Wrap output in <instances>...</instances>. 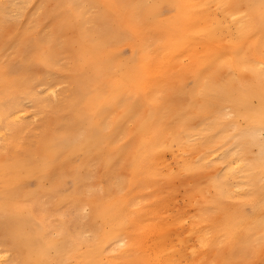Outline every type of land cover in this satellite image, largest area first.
Listing matches in <instances>:
<instances>
[{
	"label": "bare ground",
	"instance_id": "6f19581e",
	"mask_svg": "<svg viewBox=\"0 0 264 264\" xmlns=\"http://www.w3.org/2000/svg\"><path fill=\"white\" fill-rule=\"evenodd\" d=\"M0 264H264V0H0Z\"/></svg>",
	"mask_w": 264,
	"mask_h": 264
},
{
	"label": "rangeland",
	"instance_id": "374dc122",
	"mask_svg": "<svg viewBox=\"0 0 264 264\" xmlns=\"http://www.w3.org/2000/svg\"><path fill=\"white\" fill-rule=\"evenodd\" d=\"M45 20V19H44ZM45 24H47V23H45ZM12 62H15V60L13 59L12 60ZM35 73L36 74H39V73H41V70L40 69H37V71H35ZM53 76V74L51 75V77ZM59 89V90H58ZM58 89H57V91L59 92L60 90H62L63 89V87H58ZM38 90V92H41L43 89L42 88H38L37 89ZM50 99H52V96H50ZM32 110V109H31ZM30 110V111H31ZM39 119V118H38ZM32 119V117H31V115H29L28 114V116L23 120V122H21V125H23V124H27V123H30V124H37L38 123V120L37 119H35V120H33ZM37 120V121H36ZM36 123H35V122ZM213 174V173H212ZM68 186H70V183L68 184ZM182 189V188H181ZM178 189L177 190V192L175 193V195H174V198H175V196L177 197V201L176 200H174V205H171V208H174V210H181V211H184V210H190L191 211V209H189V208H187L186 209V204H185V202H184V199H183V197H184V189ZM176 201V202H175ZM175 206V207H174Z\"/></svg>",
	"mask_w": 264,
	"mask_h": 264
}]
</instances>
